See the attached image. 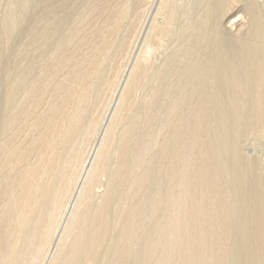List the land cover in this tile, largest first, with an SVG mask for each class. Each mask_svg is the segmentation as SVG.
I'll list each match as a JSON object with an SVG mask.
<instances>
[{"label": "bare ground", "instance_id": "bare-ground-1", "mask_svg": "<svg viewBox=\"0 0 264 264\" xmlns=\"http://www.w3.org/2000/svg\"><path fill=\"white\" fill-rule=\"evenodd\" d=\"M130 1H23L31 18L8 46L0 107V264H34L49 245L147 15L150 0L136 15ZM176 2L162 0L165 23L150 26L96 151L106 192L95 191L96 177L81 185L54 264H264V172L239 150L243 134L264 129V0H203L201 17L185 25L193 42L178 48L175 67L158 68ZM8 22L9 41L22 24ZM153 125L167 141L137 148Z\"/></svg>", "mask_w": 264, "mask_h": 264}, {"label": "rangeland", "instance_id": "rangeland-1", "mask_svg": "<svg viewBox=\"0 0 264 264\" xmlns=\"http://www.w3.org/2000/svg\"><path fill=\"white\" fill-rule=\"evenodd\" d=\"M23 1L24 0H0V107H1V104H2V101H3V98L4 97H2V96H4V94H5V91H6V87H7V85H6V77H4V76H6L5 74H6V72H7V75L9 74L8 72L10 71V61H9V59H10V54H11V51H12V46H14L15 45V43H17V41H18V39L19 38H21L22 36H21V34L22 35H24V28H25V25H26V22H27V20H29V18H31L30 17V15L28 16V13H27V11H26V9H25V7L23 6ZM40 1H42V0H40ZM44 2L45 1H47V0H43ZM138 1H140V0H132V1H130L131 3H130V7H131V11L133 12H131L133 15H136V13L138 12V11H136V10H138V8H137V5L139 4L138 3ZM147 1H149V0H147ZM152 1H153V3H152ZM178 3H177V2ZM183 3H182V2ZM134 2V4H132ZM159 2V3H158ZM162 2V0H156V2H155V0H150L149 2H148V5H147V15H145V18H144V22H142V24H141V26H140V30H139V28H138V31H137V29H136V32H135V37H136V39L135 38H133V39H135L134 40V44L132 43V45H131V47L132 48H130L129 49V57H128V59H130V60H128V62L126 63V67L124 66V68H123V70H122V72H121V76H120V79L118 80V82L116 83V86H115V89H114V92H113V94H112V97L114 96V93H115V97L117 98V99H115V97H113V99L114 100H112V97L110 98V100H109V102H108V105H107V107L105 108V110H104V115L106 116V114H107V118H108V120H107V118L106 117H104V115H102L103 117H101V119H100V127L101 128H104V129H101L99 126L96 128V130H95V132H93V133H96L97 132V135L95 134V135H91V140H93V142H94V144H92L93 142L90 140L89 142L90 143H88V146H90V149H88V146H86L87 148H85L84 149V153H83V158H82V160H81V163H79V166H78V173H79V171L81 172V173H79V175L77 174V180H76V182H75V185H74V188H73V191H72V195L68 198V200H67V202H66V204H68V202H70V204H72L71 206H70V204H68L69 205V208H68V205H66L65 204V206H64V209H63V211L61 212V214H60V216H59V218L58 219H60L59 220V222H56V224H55V226H54V231H53V234L51 235L52 237H50V240H49V242H48V246H46V248H45V252H43L42 253V256H43V258H42V256H41V258H39V260H37L36 261V263H34V264H50V262H51V264H54L55 262V260H56V258H55V256H57V254H59V252H57V251H55V249L57 250L58 248L60 249L61 248V244H63V242H62V240H61V242H60V240H58V239H61V236L59 235V234H62V238L63 237H65V236H67V233L65 232L66 230H67V232H68V229H66L67 228V226L68 225H66V222H68L67 224H70L71 225V223H72V215H74V213H75V211H76V209H77V206H79V204H80V200H81V197H82V194H83V190H85V188H86V186H87V184L89 183V181L91 180V178H94V177H96L95 179H98L97 180V182H96V187H95V191L96 192H100V195L101 194H103V192L105 193L106 192V187H107V184H108V179H109V176H108V174L107 173H97L96 174V172H95V167H96V164H94L93 165V163H95L96 161H98V158H99V155H100V152H101V150H102V147L100 148V152H96V151H99V146H103V144H104V142H105V139H106V135H108V132H109V130H108V127H111V125L110 124H112V123H110L111 122V119L112 120H114V116L116 115V112H117V110H118V107H119V104H120V100L122 99L121 97L123 96V92H125V89H126V87H125V84H127V82L129 83V80L131 79V76L130 75H132V72H133V70L135 69V67H136V64H137V62H139V60L141 59V57H142V55L143 54H141V51H142V53H144L145 51H147L148 50V44H147V42H144V40L146 41V40H148L147 39V36H148V38H149V34L151 33V30H152V28L151 27H153V25L156 23V24H158V25H164V18L161 20V15H160V7L159 6H161L163 3H161ZM175 2L177 3V4H179L178 5V8H177V18H176V26H175V30H174V34H173V38L171 37L170 39H168L167 40V43L165 42V44H164V46H163V50H162V53L161 54H158L157 55V58H156V63H157V66H158V68H161V67H163V65L164 66H166L165 64H167V65H169L170 67H175L176 65H177V61L175 60V58H176V53H178V51H179V49L180 48H184V47H186V46H189V44H191L192 42H193V40H192V42H190V39H194V36H193V34H192V32H190V31H192V30H190V31H187V32H185L186 30H185V25L186 26H189L191 23H192V21L193 22H197L198 20H197V18L199 19L201 16H199V14L200 15H202V13H203V7H202V3H203V0L202 1H200V0H180V2L181 3H179V0H175ZM187 2V3H186ZM161 3V4H160ZM136 4V5H135ZM181 4H184V6L182 7L181 6ZM197 4H198V6L199 7H197ZM155 5H157V6H155ZM188 5V6H187ZM153 6H154V8H153ZM177 6V5H176ZM181 6V7H180ZM202 8H201V7ZM158 7V8H157ZM180 7V8H179ZM185 7H187V8H185ZM195 7V8H194ZM132 8H133V10H132ZM136 8V9H135ZM153 9V10H152ZM179 9V10H178ZM197 9H201L200 10V12H199V10H197ZM193 10H196V14H195V12L193 11ZM197 11H198V14H197ZM201 11H202V13H201ZM182 12H184V13H182ZM186 12H188V13H186ZM192 12V13H191ZM151 14L150 16L148 15V14ZM191 14V16H190V14ZM183 15V16H182ZM190 16L191 17V19L192 20H190L189 18H186L187 16ZM192 15H194L193 16V18H192ZM196 15V16H195ZM181 16V17H180ZM185 16V17H184ZM199 16V17H198ZM147 17H148V20H146L147 19ZM151 17V18H150ZM182 17L185 19L184 21H183V19H182ZM156 19H158V20H156ZM182 19V20H181ZM187 19V20H186ZM9 20H12L13 21V23H20V24H22V26H21V29L16 33V34H13L12 35V40H7V35H6V26H7V24L8 23H10V22H8ZM152 20V21H151ZM180 20V21H179ZM163 21V22H162ZM184 22V23H182V22ZM180 22V23H179ZM189 22H191L190 24L187 23ZM145 25H144V24ZM147 23V24H146ZM180 24H182V25H180ZM180 25V26H179ZM192 25H194V23H192ZM151 26V27H150ZM181 27V28H180ZM147 28V29H146ZM180 28V29H179ZM23 29V30H22ZM144 29V30H143ZM179 29V30H178ZM143 30V31H142ZM149 30V31H148ZM180 31V32H179ZM21 34H20V33ZM145 32V33H144ZM178 32L180 33V37H181V39H176L177 37H176V35L178 34ZM185 32V33H184ZM188 32H189V34H188ZM140 33L142 34L141 36H140ZM194 33V32H193ZM19 34H20V36L21 37H19ZM136 34H137V36H136ZM183 34H184V36H183ZM179 35V34H178ZM177 35V36H178ZM182 35V36H181ZM188 35V36H187ZM186 36V37H185ZM190 36V37H189ZM143 37V38H142ZM185 38V41H184V38ZM188 37H189V39H188ZM192 37V38H191ZM145 38V39H144ZM179 38V37H178ZM139 40V42H138V40ZM183 39V40H182ZM189 40V42H188V40ZM16 40V41H15ZM174 40V41H173ZM15 41V42H14ZM136 41V42H135ZM141 41V42H140ZM143 41V42H142ZM7 42H9V43H7ZM137 42H138V44H137ZM178 42V43H177ZM187 42V43H186ZM10 43H12L11 44V47L9 48L8 46L10 45ZM142 43V44H141ZM172 43V44H171ZM179 43H180V45H179ZM135 44H137V45H135ZM146 44V45H145ZM187 44V45H186ZM144 45V47L147 49H145L144 47H142ZM166 45H167V47H166ZM135 46H137L136 48H135ZM180 46H182V47H180ZM142 49H145V51L144 50H142ZM169 47H170V49H169ZM140 48V49H139ZM171 48H173L172 50H171ZM179 48V49H178ZM11 49V50H10ZM134 49H135V52H133L134 51ZM138 49V50H137ZM164 49H166V50H164ZM137 50V51H136ZM168 50V51H167ZM169 50H171V51H169ZM181 50V49H180ZM167 51V52H166ZM131 52V53H130ZM166 52V53H165ZM133 53V54H132ZM137 54V55H136ZM141 54V55H140ZM151 53L149 52V55H150ZM171 54V55H170ZM133 55V56H132ZM134 55H135V57H134ZM131 56V57H130ZM136 56H137V58L138 57H140L139 59H136ZM151 56V55H150ZM159 56L161 57V58H159ZM163 56V57H162ZM174 56V57H173ZM171 57V58H170ZM172 57H173V59H172ZM168 58H170V59H168ZM133 59V60H132ZM135 59V60H134ZM160 59V60H159ZM161 59H163V60H161ZM164 59H166V60H164ZM131 60H132V63H131ZM136 60H138V61H136ZM159 61V62H158ZM136 62V63H135ZM161 62V64H159L158 65V63H160ZM164 62V63H163ZM8 63H9V65H8ZM131 63V64H130ZM133 64H134V66H133ZM175 66H174V65ZM180 66V65H179ZM7 67H9V68H7ZM130 68V69H129ZM8 71H7V70ZM130 70H132V71H130ZM4 77V78H3ZM122 77V78H121ZM126 77H127V80H126ZM128 77H130V78H128ZM155 77H157V76H153V79H151V82H149V85H148V90H153V87L154 88H156V87H158V84H156V83H158V82H156V80H155ZM4 79V80H3ZM122 80V81H121ZM125 80V81H124ZM123 82V83H122ZM126 82V83H125ZM4 84V85H3ZM123 84V85H122ZM128 85V84H127ZM126 85V86H127ZM152 85V86H151ZM150 87V88H149ZM152 87V88H151ZM2 90H3V93L4 94H2ZM117 92V93H116ZM118 93H119V95H118ZM118 95V97H117V95ZM121 95V96H120ZM120 97V98H119ZM144 97L145 96H143L142 97V99H140V104H139V106H138V108H139V110H138V114H142V112H143V104H144ZM114 101V102H112V101ZM116 100V101H115ZM112 102V103H111ZM118 102V103H117ZM143 103V104H142ZM114 105V106H113ZM187 107V108H186ZM183 106L182 107V110H181V112L185 115H188L189 113V111H188V106ZM109 108V109H108ZM115 108H116V111H115ZM186 108V109H185ZM107 111V112H106ZM112 115H111V114ZM109 114V115H108ZM182 114V115H183ZM114 115V116H113ZM103 118V119H102ZM106 118V119H105ZM101 121H103V123L101 122ZM104 122H105V124H104ZM113 122V121H112ZM147 123V122H146ZM108 124H109V126H108ZM155 125H153V127H151V128H149L148 130L149 131H147V133H146V137L144 136L143 138L145 139V140H143V142H145V143H140V142H142L141 140L143 139H140L139 140V145L137 146V148H139L140 147V145H141V147L140 148H143V145H144V147L147 145V143H149L150 141H151V139H155V138H158V141L160 142V143H163V142H165V141H167V139H168V135L167 134H164V136L163 135H161V139H159V134L157 133L158 132V129H157V127L155 128L154 127ZM100 128V129H99ZM110 129V128H109ZM103 130V131H102ZM105 130V131H104ZM108 130V131H107ZM262 130V129H261ZM103 132V133H100V134H102V135H100L98 132ZM155 131V133H153ZM157 131V132H156ZM256 131H253V132H250V133H248L247 135L246 134H243L242 136H241V138H240V141H239V150H240V153L243 155V157L245 156L247 159H249V160H251V161H258V163L257 162H254L255 164H256V166H257V170H258V172H261V173H263L264 172V129L262 130V131H258L257 130V132L255 133ZM149 133V134H148ZM150 133L151 134H153V136L151 135L150 136ZM252 133V134H251ZM262 133V134H261ZM246 137H245V136ZM100 136V137H99ZM148 136H150V137H148ZM158 136V137H157ZM163 136V137H162ZM260 136V137H259ZM98 139H97V138ZM151 138V139H150ZM163 138V139H162ZM165 138V139H164ZM259 139V140H258ZM97 140V141H96ZM161 140V141H160ZM97 143H96V142ZM100 141H101V143H100ZM149 141V142H148ZM102 142H103V144H102ZM254 142V143H253ZM97 145H96V144ZM102 144V145H101ZM254 144V145H253ZM92 145V146H91ZM94 145V146H93ZM96 145V146H95ZM95 148L96 150H94L93 149V153L91 154L90 152L92 151V148ZM89 150V151H88ZM87 151H88V153H87ZM89 153L92 155V156H90L89 155ZM95 153V154H94ZM98 156V158H97V156ZM88 158H87V157ZM96 158H95V157ZM152 156H155L154 155V153H153V155ZM87 158V159H86ZM86 160H90V161H86ZM261 160L263 161V162H261ZM84 161V162H83ZM95 161V162H94ZM89 162V163H88ZM86 163V164H85ZM263 163V164H262ZM82 165V166H81ZM83 165H85V167H83ZM92 167H94L93 169H91ZM81 168V169H80ZM83 168V169H82ZM85 170V171H84ZM91 170V171H90ZM84 172V173H83ZM88 172V173H87ZM94 173H95V175H94ZM89 174V175H88ZM88 176V179H87V176ZM99 175V176H98ZM101 175H104L103 176V179H100V178H102V176ZM78 176H82V177H79L78 178ZM91 177V178H90ZM98 177V178H97ZM100 177V178H99ZM104 178H105V180H106V182H105V180H104ZM87 179V180H86ZM90 179V180H89ZM78 180H81V181H78ZM102 181V182H101ZM78 182H80L79 184H78ZM103 183V184H102ZM105 183V184H104ZM84 184V185H83ZM85 184H86V186H85ZM97 184H98V186L100 187V189H99V187L97 186ZM81 185H83L85 188H83V186H81ZM102 185H104L103 187H102ZM98 187V188H97ZM81 189H83L82 190V192H81ZM96 189H99L98 191L96 190ZM103 189V190H102ZM101 190H102V192H101ZM79 191H80V193H79ZM75 197V198H74ZM75 199V200H74ZM78 199V200H77ZM78 205H77V204ZM77 205V206H76ZM75 206V207H74ZM75 209V210H74ZM69 210V211H68ZM66 212V213H65ZM65 214V216H64V214ZM63 217H66V218H63ZM61 218H62V221H61ZM68 218H69V220H68ZM65 219V220H64ZM71 220V221H70ZM61 221V222H60ZM65 223V224H64ZM58 224H59V226H58ZM60 224L62 225V230L60 229ZM70 225H69V227H70ZM66 226V227H65ZM58 227H59V229H58ZM65 227V228H64ZM68 227V228H69ZM55 228L56 229H58V232H57V230H55ZM62 232H65L66 234L64 235V233H62ZM58 234V235H56V234ZM55 235V236H54ZM64 235V236H63ZM111 236H114L115 235V232H112L111 234H110ZM54 236V237H53ZM57 236V237H56ZM59 237V238H58ZM56 240H54V239ZM66 238V237H65ZM65 240V239H64ZM63 240V241H64ZM57 242V243H56ZM59 243V245H61V246H57V244ZM52 244V245H51ZM51 246V248H52V246H53V248L50 250H48L47 248H49ZM48 251H49V253H48ZM58 251H60V250H58ZM51 252V253H50ZM49 255H48V254ZM45 255H48V256H45ZM55 255V256H54ZM44 257H45V259H44ZM47 257V258H46ZM54 258V259H53ZM45 260V261H44ZM40 262V263H39ZM105 263H106V261H105Z\"/></svg>", "mask_w": 264, "mask_h": 264}]
</instances>
